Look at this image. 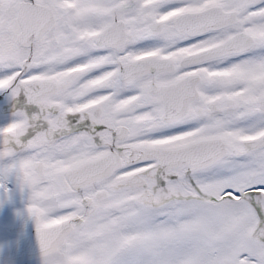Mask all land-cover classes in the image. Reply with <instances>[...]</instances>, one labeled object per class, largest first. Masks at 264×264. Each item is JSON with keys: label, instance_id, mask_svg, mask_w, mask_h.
I'll use <instances>...</instances> for the list:
<instances>
[{"label": "snow or ice", "instance_id": "1", "mask_svg": "<svg viewBox=\"0 0 264 264\" xmlns=\"http://www.w3.org/2000/svg\"><path fill=\"white\" fill-rule=\"evenodd\" d=\"M0 93L42 264H264V0H0Z\"/></svg>", "mask_w": 264, "mask_h": 264}, {"label": "rangeland", "instance_id": "2", "mask_svg": "<svg viewBox=\"0 0 264 264\" xmlns=\"http://www.w3.org/2000/svg\"><path fill=\"white\" fill-rule=\"evenodd\" d=\"M9 196L0 194V251L7 247L17 236L9 233L7 225L15 216L26 210V193H21L13 181L8 182ZM0 264H42L41 257L25 262L0 260Z\"/></svg>", "mask_w": 264, "mask_h": 264}, {"label": "water", "instance_id": "3", "mask_svg": "<svg viewBox=\"0 0 264 264\" xmlns=\"http://www.w3.org/2000/svg\"><path fill=\"white\" fill-rule=\"evenodd\" d=\"M33 226L34 223L27 213H20L9 228L11 230H30V232L17 239L10 247L1 250L0 259L20 262L41 257Z\"/></svg>", "mask_w": 264, "mask_h": 264}, {"label": "flooded vegetation", "instance_id": "4", "mask_svg": "<svg viewBox=\"0 0 264 264\" xmlns=\"http://www.w3.org/2000/svg\"><path fill=\"white\" fill-rule=\"evenodd\" d=\"M17 109L25 110L29 115L38 111L37 106L26 104L25 98L23 96H21L19 98V101L16 102V101L6 100L5 95L0 93V127L6 125L7 123H9L11 121L12 113H13V111H15ZM24 212H26V210L19 212L15 216V218L7 225L8 232L17 236L7 247H9L12 243H14L18 238H20V237H22V236H24L30 232V230H11L9 228V226L11 224H13V222L15 221L17 216L20 213H24ZM33 228H34V226H33ZM7 247H5V248H7ZM5 248H3V249H5Z\"/></svg>", "mask_w": 264, "mask_h": 264}]
</instances>
